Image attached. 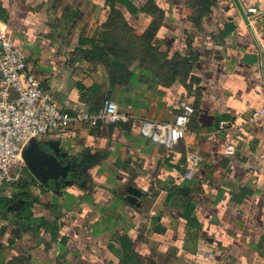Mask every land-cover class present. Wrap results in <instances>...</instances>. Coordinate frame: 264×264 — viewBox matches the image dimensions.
<instances>
[{
	"label": "crops",
	"instance_id": "crops-1",
	"mask_svg": "<svg viewBox=\"0 0 264 264\" xmlns=\"http://www.w3.org/2000/svg\"><path fill=\"white\" fill-rule=\"evenodd\" d=\"M239 1L249 24L235 0H0V37L63 108L112 99L131 116L37 138L68 175L0 185V264H192L202 238L222 264H264V120L219 129L264 106V0ZM181 99L185 138L141 133Z\"/></svg>",
	"mask_w": 264,
	"mask_h": 264
},
{
	"label": "built area",
	"instance_id": "built-area-1",
	"mask_svg": "<svg viewBox=\"0 0 264 264\" xmlns=\"http://www.w3.org/2000/svg\"><path fill=\"white\" fill-rule=\"evenodd\" d=\"M256 13V8H249ZM264 56V36L260 39ZM180 111L172 120H144L141 133L150 139L172 147L185 138L188 124L196 108L188 101L177 102ZM130 114L119 109L116 101L105 100L98 111H90L79 104L63 108L52 94L43 88L28 69L25 54L4 37H0V185H18L28 169L23 151L33 138L50 133L65 136L71 124L127 122ZM264 120V106L232 119H222L219 129L238 128ZM227 152H234L229 146ZM203 156L198 151L187 154L185 178L190 180L200 167ZM224 248L202 238L192 264H222Z\"/></svg>",
	"mask_w": 264,
	"mask_h": 264
},
{
	"label": "water",
	"instance_id": "water-1",
	"mask_svg": "<svg viewBox=\"0 0 264 264\" xmlns=\"http://www.w3.org/2000/svg\"><path fill=\"white\" fill-rule=\"evenodd\" d=\"M235 3L241 16L249 24L250 19L248 13L239 0H235ZM22 155L29 171L44 184L49 185L50 182L65 178L68 175L70 165L62 164L53 152L47 151L41 146V141L37 138L31 140ZM128 192V199L132 201L136 200L142 194V190L136 186H129Z\"/></svg>",
	"mask_w": 264,
	"mask_h": 264
}]
</instances>
